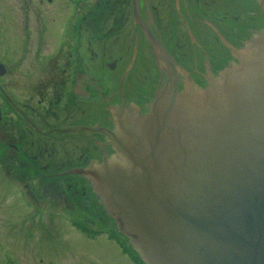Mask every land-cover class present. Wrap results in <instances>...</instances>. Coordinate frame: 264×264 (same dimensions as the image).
Wrapping results in <instances>:
<instances>
[{
  "label": "flooded vegetation",
  "instance_id": "af4514ba",
  "mask_svg": "<svg viewBox=\"0 0 264 264\" xmlns=\"http://www.w3.org/2000/svg\"><path fill=\"white\" fill-rule=\"evenodd\" d=\"M261 34L264 0H0V178L27 192L21 222L59 218L42 199L83 201L85 173L123 162L115 141L158 94L208 90ZM78 231L117 246L116 226Z\"/></svg>",
  "mask_w": 264,
  "mask_h": 264
},
{
  "label": "water",
  "instance_id": "95a60500",
  "mask_svg": "<svg viewBox=\"0 0 264 264\" xmlns=\"http://www.w3.org/2000/svg\"><path fill=\"white\" fill-rule=\"evenodd\" d=\"M235 59L204 92L171 81L85 173L144 264H264V34Z\"/></svg>",
  "mask_w": 264,
  "mask_h": 264
},
{
  "label": "rangeland",
  "instance_id": "374dc122",
  "mask_svg": "<svg viewBox=\"0 0 264 264\" xmlns=\"http://www.w3.org/2000/svg\"><path fill=\"white\" fill-rule=\"evenodd\" d=\"M34 187L41 194L39 191L42 188ZM81 187H77L79 194L82 193ZM83 191V201L80 198L78 201L70 200L65 207H46L50 204L54 206L55 202L42 199L43 205L36 203L35 209L59 211V218L41 217L39 213L32 212L35 216H32V225H27L29 222L20 220L26 209L22 197L27 192L21 186L10 185L0 178V244L6 248L15 247L11 252L3 251L4 256L19 254V264H133L118 246L107 240L108 232L100 233L92 241L78 231V225L94 226L102 231L112 230L116 225L91 188L84 186ZM92 212L95 216L84 215H91ZM14 225L20 228H12ZM29 233L32 237L28 236ZM115 235L131 251L128 240L122 239L118 231Z\"/></svg>",
  "mask_w": 264,
  "mask_h": 264
}]
</instances>
